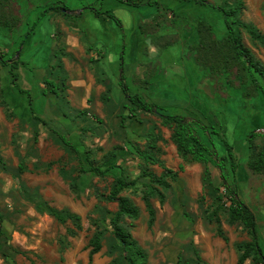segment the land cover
<instances>
[{
    "label": "rangeland",
    "instance_id": "374dc122",
    "mask_svg": "<svg viewBox=\"0 0 264 264\" xmlns=\"http://www.w3.org/2000/svg\"><path fill=\"white\" fill-rule=\"evenodd\" d=\"M46 1L48 6L59 1V3L57 2L59 5H67L73 10L85 3L84 0H30L37 8L34 7L32 12L23 18L25 23L20 28L8 31L0 26L1 49L7 44V41L15 42L18 47L21 46L23 37L33 27L42 11L47 8ZM115 1L120 3L121 0ZM115 1L105 0V2L102 1V4L104 8H110L113 7ZM152 1L155 2L153 7L142 5L119 8L115 11V15L121 20L123 26L116 23L113 26L114 29L108 33L115 36L118 31L120 43L126 46V60L134 52L135 55H138L136 56L138 62L144 61L138 70L130 72V78L127 76L131 92L141 93L148 101L161 106L159 98L163 97L158 95L159 98H152L159 83L150 81V77L155 72L163 73L166 70L171 78L167 77L164 91L169 95L165 92L161 94L173 99L171 104H165L168 107L163 111L181 114L173 109L181 110L180 107H184L185 104L174 99H187L186 95H190L193 88L191 84L187 85L182 82L181 85V81L173 79L176 74L168 65L172 62L170 61L172 58H165L163 52L167 50V54L176 53L177 51L172 48L177 45L182 47V43H180L182 34L187 35L185 41L188 45L190 42L188 36L192 32L198 33L199 21L211 23L213 37L217 40L223 39L222 35L226 32H224L226 24L222 19L224 14L219 8L201 4L197 0ZM157 1L161 5L158 13L153 16L144 15L147 9L157 8ZM17 2L11 0L10 6L14 11L19 12V0ZM40 2L41 4H39ZM216 2L227 9L242 3L243 8L238 14L239 18L245 23L255 25L264 33V0H216ZM22 6L25 14L27 5L22 4ZM68 12L71 15L78 14V11ZM147 16L149 18H146ZM69 19L71 18L64 12H59L55 16L46 14L35 26L32 34L25 38L24 55L31 54V56L22 57V59L35 67L29 66L33 68V71L27 67V69L19 70L17 86L25 87L33 84L35 81L31 76L43 74L44 70L37 69L36 66L43 68L46 58L50 57V61L52 60L53 63H60L62 53H65L64 49H68L64 33L65 28L68 29L71 25ZM96 24V27L99 28V24ZM189 29H193V31ZM239 31L244 44L264 65V47L255 46L245 29L239 27ZM142 32L148 35L154 33L155 38L150 36L146 39L144 51H140L139 47L132 50L137 39L139 44L145 42L141 39ZM54 33L57 34V40H55L57 42L56 48L52 51L54 44L52 34ZM197 44L198 42L189 44L187 51L178 52L183 53V60L190 59L189 54L191 53L195 54V58L197 57ZM152 46H155L158 52L153 53ZM117 51L116 48L112 51L116 53L113 55L114 59L121 57V54L117 55ZM120 52L122 53V50ZM87 53L85 56L76 54L71 56L69 59L73 66L68 71H64L61 65L55 64V68L51 69L49 74L42 75L56 84L50 88L58 92L60 107L64 108L65 112H69V116L67 112L65 114L67 118L60 119L58 115L56 118L51 116L49 101L39 95L34 98L29 91L34 99L33 108L37 113L40 112L41 115L51 117L50 119L39 117L40 120L34 119L30 122L14 119L15 125L11 124L13 120L11 121L9 118L8 120L5 119L6 117L3 120L0 119V156L6 162V169L0 168V210L5 218L4 222L0 224V264H88L91 249L89 241L94 233L99 231L104 235L103 250H100V253L102 252L101 260L118 259L121 264H128L123 259L124 253L110 227L112 212L117 210V204L107 200L115 175L119 174L120 169L114 168L109 175L103 177H86L87 183L83 186V191L80 194L75 193L71 189L70 183L78 173L82 161L63 142L62 137L78 143L84 165L88 164L84 159L88 150L92 151L90 161L93 164L107 165V162L111 160L110 163L124 167L130 176L136 178L141 172V160L136 155L133 142L144 145L145 137L151 132L161 135L159 140V145L163 150L161 158L169 159L168 163L164 160L165 164L178 170L179 164L183 163L184 168L186 166V171L180 172L178 179L171 182L172 188L163 189L167 193L164 204H161L157 198L153 199L156 220L152 227L148 226L149 216L141 198V181L143 179L140 180L136 189H128L123 193L131 197L141 208L139 220L125 218L123 225L129 228L147 250L148 264H196L195 248L209 264H237L241 254L239 245L249 240L250 236L242 224L229 222L226 210H221L219 216L222 221V229L228 240L217 234V224L215 221L209 220V213L213 209L214 201L217 200L218 192L224 194L225 206L231 204L225 195L226 188L221 178L222 170L217 166L214 156H211L212 159L208 165L213 183L220 186L219 191L207 185L204 164L185 160L178 153L177 147L171 139L172 129L162 125L161 114L163 112L138 111L137 118L131 117L125 108L128 102L125 96L121 92L119 95H115L116 81H108L109 86H105V84L102 86L95 82V77L100 72L104 71L103 77L108 76L113 80H116L120 73L114 72L113 77L110 75V71L102 69L100 55L94 56L95 63H89L90 54L93 52L88 50ZM176 59L178 60V57ZM86 62L89 63L93 71L87 70ZM20 67L21 65H19ZM80 67L81 71H79ZM175 67L173 66V68ZM116 69L120 70V66L118 65ZM86 70L87 73H85ZM15 71L17 72V69ZM9 73L8 69L6 74ZM52 76L53 78H51ZM54 77L58 78L60 83H62L61 80L63 81L64 85L60 86L62 89L54 87L60 85L58 82L55 83ZM209 77L214 83L218 99L211 102V109L215 111L209 109L211 111L206 113L205 118L198 116V119L207 126L206 132L201 129L199 132L202 131L201 134L205 139L213 140L215 149L220 156L228 154L225 140L234 146L235 163L238 165L236 173L229 174L228 171L225 173L230 176L229 181L232 186L236 185L238 188L239 196L255 213L259 242L264 251V172L257 173L249 168L250 148L249 139H247L248 135L256 130L261 134L254 139V147L259 148L264 145V138H262V134L264 135V93L261 90L256 91L252 87L253 85L249 86L250 81L238 74L236 64L228 69H221L219 72L211 73L209 70ZM79 79H82L87 85H92H89L91 89L88 92L85 93L83 88L72 87L70 89L69 86L73 85L71 82H78ZM65 84L75 95L71 97L73 103L69 92L64 91ZM28 89L34 91V88L28 87ZM102 90L105 91L103 100L99 98V93ZM195 91L197 93V89ZM246 93H249L250 96H247ZM106 94L111 98L106 100ZM19 97L26 98L28 101L26 94L19 93ZM82 99L87 103V106L90 105L88 108L92 114L88 116L77 114L78 110L73 106L83 107ZM45 108L48 111L44 110ZM219 111H223V113ZM221 114L223 120L220 117ZM124 116L126 117L125 124H122ZM45 122L48 124L45 125ZM53 131H56L57 135H52ZM214 131H217V134ZM15 132H18L19 136H13L14 143H12L11 134ZM16 140L19 142L17 143ZM15 144L16 146H13ZM21 164L25 171L20 170ZM153 169L161 171L158 166ZM84 178L85 176L81 181H84ZM41 199L55 207L68 208L80 214L82 230L78 231L76 235L70 234L68 231L73 228V224L59 223L44 208L38 207L37 203ZM179 258L182 261H179ZM245 264H252V262L247 260Z\"/></svg>",
    "mask_w": 264,
    "mask_h": 264
},
{
    "label": "trees",
    "instance_id": "16d2710c",
    "mask_svg": "<svg viewBox=\"0 0 264 264\" xmlns=\"http://www.w3.org/2000/svg\"><path fill=\"white\" fill-rule=\"evenodd\" d=\"M129 6H141L143 4L151 5L154 1L151 0H121ZM201 4H205L207 0H197ZM145 2V3H143ZM11 0H0V26L5 27L9 30L17 28L21 23V15L16 12L10 6ZM211 5H213L211 3ZM222 10L225 17L227 35L223 39L217 40L213 37V28L211 24L206 21H199L198 33L199 41L197 44V57L196 60L209 68L210 72L221 71V69H228L232 65L238 66V74L246 77L250 81V85L259 91L264 93V65L260 60L256 58L252 50L244 44L243 37L239 31V27L245 29L250 35L252 42L255 46L264 47V33L260 31L255 25L245 23L239 18V13L243 8L242 3H238L237 6H233L230 9L223 7L222 5L216 6ZM85 9H90L98 17L114 19L119 25L122 24L121 20L111 11L102 10L94 6H85ZM51 10L64 12L68 14V11L74 12L73 9L67 5H59L54 3L47 6L44 11L39 15L37 20L34 22L33 27L26 33L21 44L24 42L27 36L31 35L35 26H37L41 19L44 18ZM125 45L123 47L120 57V75L118 77V83L121 89V93L125 96L128 101L125 108L129 111L130 116L137 118L136 113L138 111H144L148 113H157L158 111L163 112L162 125L172 129L171 139L177 147L178 153L181 157L188 161L202 163L205 166L204 176L207 185H210L214 190L219 191L220 186L213 183L211 177L209 163L211 162V156H214L217 166L222 170L221 178L223 185L226 188V196L231 204L225 206L223 201L224 194H217V200L214 201L213 209L209 213V220L215 221L217 224V234L228 240L222 229V221L219 213L221 210L227 211L228 220L230 223H240L244 228L247 229L250 239L241 243L239 248L241 254L238 258L237 264H245L247 260H251L252 264H264V251L260 245L258 231H257V219L253 210L242 200L239 196L238 188L236 185L232 186L229 181V174H235L237 163H235L234 146L229 144L225 140V145L228 149L227 155L220 156L215 149V144L211 138L205 139L201 132L207 131V126L202 123L199 119L186 116L180 113H165L163 108L155 102H150L141 93H132L130 86L127 82V75L125 69ZM18 51L9 58L5 59L0 53V62L3 65L10 66V74L12 76L13 84H16L18 79V73L15 69L22 63L21 59L16 58ZM105 74V72H102ZM102 73L96 75V79L99 83L109 86L108 76L103 77ZM55 87V86H54ZM22 93H28L19 87ZM54 92L57 91L54 89ZM250 96L249 93H246ZM30 96V95H29ZM111 96H105V99H110ZM126 117L122 118V124H125ZM140 122V121H139ZM202 130L199 132V130ZM217 134V131H214ZM256 130L252 131L248 135L249 148H250V159L248 166L251 170L257 173L264 172V145L262 147H254L253 141L259 137ZM63 142L69 146L82 161L79 166L78 173L73 177L70 183L71 189L80 194L83 191V186L86 185V177L92 176H106L109 175L112 169L119 168V174L115 175L110 193L107 195L109 202L117 204V210L112 212L110 219V227L113 235L118 241V245L121 247L123 259L128 264H148L149 255L147 250L141 246L138 240L134 237L133 233L123 225L125 218L132 220H138L141 215V208L134 202V200L124 195L123 193L128 189H136L138 183L141 181V198L144 202L146 211L148 213V226L152 227L156 220V208L153 204V199L157 198L160 203H164L166 200V194L163 189H169L172 186V181H176L179 177V173L184 170V165L181 164L178 170H174L168 167L164 160L161 158L163 154L162 147L159 145L161 135L155 132H151L145 137V146L142 143L133 142V147L136 150V155L141 160V172L133 178L128 174L126 169L115 163H110L109 160L106 164L96 165L90 161V155L92 151H86L85 160L87 165H84L82 159L81 150L66 137H62ZM262 138L264 135L262 134ZM111 156V155H110ZM158 166L161 171H155L153 167ZM0 168L6 169L5 159L0 156ZM21 171H25V168L21 164L19 167ZM84 178V181L81 179ZM38 207L44 208L49 215H51L56 221L62 224L72 223L73 228L69 229V233L76 235L78 231L82 230V216L77 212H74L68 208H58L49 204L46 200L41 199L37 203ZM5 220L3 213L0 210V224ZM133 226V225H132ZM1 232V230H0ZM103 233L101 231L94 233L89 241V264L92 262L93 256L98 253L103 246ZM195 254L197 257L196 264H209L204 260L198 249L195 248ZM179 261H182L179 258ZM108 264H121L118 259H113Z\"/></svg>",
    "mask_w": 264,
    "mask_h": 264
},
{
    "label": "crops",
    "instance_id": "0c3cea01",
    "mask_svg": "<svg viewBox=\"0 0 264 264\" xmlns=\"http://www.w3.org/2000/svg\"><path fill=\"white\" fill-rule=\"evenodd\" d=\"M102 1L105 2V0H89V1H85L84 0L85 3L79 5L78 7H75V9H74V12L78 11V14H76V15L72 14L71 15V13H69V12H68L69 14H65L66 16L71 18V19H69L70 20L69 22H70L71 25H70V27L68 29L65 28L66 31L64 33L68 49H64L65 53H62V57L60 58V63H57V64L55 62L53 63L52 60L50 61V57H49V59L46 58L44 60L43 68L36 66L37 69L41 68V69L44 70L43 74H49V71L51 69H54L55 68V64H56L57 66L61 65V68H63L64 71H68V70H70V67L73 66L71 64V62H70L71 56L73 57L74 54L82 55V56L84 55L85 56V55L88 54L87 51L90 50L93 53L90 54L91 57H90L89 63H95L96 60H94L95 59L94 56L95 55H100V57L102 59L101 60V64H102L101 68L102 69L105 68L107 71H110L111 72L110 75L113 76V77H114V74H113L114 72H116V73L119 72L120 73V70L116 69V67H118V65H119L120 58L114 59L113 55H116V53L112 52V51H114V48H116L118 50L117 51V53H118L117 55H120L121 54L120 50H123L124 44L120 43V37H119L118 31L116 32L115 36L114 35H110L108 33V32H111V30L114 29L113 26H115L114 24H116L117 22L114 19H111V18H106L105 19L103 17H98L90 9H85V6L91 5V6H94L96 8H101L103 11L104 10H109V11H111L114 14L116 13L115 11H117L121 7H125L126 8V7H135V6H129L125 2L120 1V3H119L118 0H117L118 2H116L114 0L115 1L114 2L115 6L113 5V7L104 8V5L102 4ZM184 1H186V0H184ZM220 1H222V0H220ZM15 2H17V0H15ZM57 2L59 3V1H56V3ZM211 3L213 5H211ZM17 4H18V2H17ZM22 4H26L27 5L26 6L27 9H26V13L25 14L23 13L24 9H23ZM39 4H41V2ZM45 5L46 6L49 5V4H47V1L45 2ZM121 5H125V6H121ZM153 5L154 4H151V5L143 4V6H148V7H153ZM156 5H157V8L154 7V9H147V11L144 12V15L145 14L146 15L150 14V16H153L156 13H158L159 8H160L161 5L158 3V1H157ZM204 5L216 7L219 4L216 2V0H207V2ZM18 7H19V14L21 15V18H22L21 23L18 26L20 28V26H22L25 23L23 18L28 13H31L32 10L34 9V7L37 8V6L33 5V3L30 2V0H19ZM80 7L82 8L81 10H80ZM37 12H35V14H37ZM48 14L50 16H55L56 14H59V12L51 10ZM146 18H149V16H147ZM222 19H224V21H225V17L224 16H222ZM96 23L99 24V28L96 27V25H97ZM209 24H211V23H209ZM117 25H119V24L117 23ZM119 26L122 27L123 23L121 25H119ZM3 28H5V27H3ZM7 30L11 31L9 29H7ZM189 30L193 31V29H189ZM225 31L226 30H224V32ZM154 35H155L154 33H149V35H148L147 33L142 32L141 33V39L145 40V42L139 44L138 43V39H137L135 41V45L133 46L132 50H134L135 48L139 47L140 51H144L145 47H146V42H147L146 39L148 37H150V36L155 38ZM226 35H227V31L225 33H223L222 37H225ZM186 36L187 35H184V34L180 35V43H182V47L177 45V46H175V48H172V49L177 51L176 53L167 54V50H165L163 52V54L165 53L164 54L165 58H169V57L172 58V60H170L172 62L169 63L168 65L171 66L172 70L176 74L173 79L176 80V81H181L180 82L181 85L183 84L182 82H184V84L186 83L187 85L191 84V86L193 88V92L190 95H186L187 99H185V100L178 99V98L174 99V100H177L178 102H181V104H185V105H184V107H180L181 110H177L176 108H174L173 110H175V112H181V114H183V115L190 116V117H193V118H196V119H198L199 115L202 116L203 118H205V116L207 115L206 113L210 112L212 110L211 109V102L212 101L214 102V101H216L218 99V96H217L218 94L215 91L214 83H213L212 79L209 77V69H207V67H205L204 65H202L201 63H199L196 60L195 54L191 53V54H189L190 59L183 60V56H184L183 53H178L179 51H182V52L183 51L184 52L187 51L189 49L188 48L189 44H196L199 41L198 33L197 32L196 33L192 32V34L188 36L190 42H188L189 44L187 45V41H185L186 38H187ZM52 37L54 39V44L52 45L53 46L52 47V51H53L56 48L55 46H56V42L57 41L55 42V40H57V34L56 33L52 34ZM141 39H139V40H141ZM25 43L26 42L22 43L21 46L18 47V46H16L15 42L7 41V44L2 49L0 48V53L2 54V56L5 59H9L14 54V52L17 51V49L19 48V51H18V53L16 55V58L18 57V59H21V61H22V63L20 64L22 68L21 67L20 68L18 67L19 69L17 68V72H18L19 76H20L19 70L21 71L22 69H27L28 68V69H32L30 71H33V68H30L29 66L35 67L33 64L30 65L29 62L26 61L27 62L26 63L22 59V57L26 58V57H30L31 56V54H29L28 56L24 55ZM137 45H140V46H137ZM171 47H173V46H171ZM125 51H126V47H125ZM151 51L153 53L154 52H158V50L155 48V46H152V50ZM141 53L144 54L143 52H141ZM130 56L131 57H127V60L125 59V69H124V71H125V73H126V75L128 77L130 76V72L133 73L136 70H138L139 67L144 62V61H139L138 62L137 59H136V56H138V55H135L134 52L131 53ZM176 57H178V60L176 59ZM71 61L73 62V60H71ZM89 63L86 62V64H85L86 67H87V70L88 71H93V69H92V67H90ZM173 66H176V67L173 68ZM8 69L10 71V66L9 65H3L0 62V103H1V106H0L1 117H0V119L1 120H3L5 117H6L5 119H7V120L9 118V119H11V121L13 120L11 124L15 125L14 119H18L19 121H21V120L22 121H27V122H30V121H32L34 119L40 120V119H38L39 117L40 118L41 117H45V118H47V120L50 119L51 117L49 118L46 115H41L40 112L39 113L36 112V110L32 106V103H33L34 99L32 98L31 94L33 95L34 98H36L38 95L39 96H44L45 99L49 101V104H50L49 113H50L51 116H54L56 118V115H58V118H60V119L65 118L66 117L65 114H67V113H68V116H69V112L66 111L67 112L66 113L65 109L60 107V105H59L60 104L59 103L60 100H58V97H59L58 96L59 95L58 92L56 93V92H54L53 89L50 88L53 85H56V84H54V81H51V79L42 76L43 74L42 75L39 74L38 76L33 75V76H31L34 79V81H35L33 84L25 86L26 88L25 87H20L19 85L17 86L15 84H13L12 76H11L10 73L6 74ZM87 70L85 71V73H87ZM79 71H81V67H80ZM167 77L171 78V77H169V72L166 71V70L163 73L155 72L150 77V81L159 83L157 85V91L155 90L156 92L153 94L154 96H152V98L153 99H154V97L159 98L158 95L163 97V98H159L160 99V103H161V107L163 109H167L168 106H166L165 104H171L170 102L173 99V98H169L165 94H164V96H163V94H161V93L165 92L164 91V87L167 85V83H166L167 80H168ZM51 78H53V76ZM53 80H55V83L58 82V78L57 79L55 78ZM111 81H113V82L116 81V85H114V87H115V95L116 94L119 95L120 92H121V89H120V86H119V83H118V78L116 77V80L110 79V82ZM61 82L63 83L62 80H61ZM95 82L98 83L99 85L103 86L102 83H99L97 81L96 77H95ZM18 83L19 82L16 80V84H18ZM62 83L58 82V84H60V85L57 86V87L55 86V88H59L60 89L61 88L60 86L64 85ZM71 84H73V85L69 86L70 89L72 87L73 88H83L85 90V93H86V91L88 92V90L91 89V87H89V85L92 86L91 84L87 85V83L82 81V79H79L78 82H73V83L71 82ZM65 86H66V88H65L64 91H68L69 92V96L71 98L72 95H74V94L67 87V84H65ZM105 86H107V85H105ZM19 87L24 89V90H27L28 92L30 91L31 94L30 93L29 94L28 93H22L19 90ZM28 87L34 88V91L32 92L31 89L30 90L28 89ZM161 88L163 90H159ZM15 89H16V91H15ZM195 89H197V93H196ZM103 91L104 90H102L99 93V98L102 99V100L104 99L103 95L105 94V91H104V93H103ZM16 92L22 93L23 95L26 94V96L28 98V101H26V98H24V99L20 98L19 97V93L15 94ZM166 94L169 95L168 93H166ZM112 98H114V97H112ZM71 101H72V98H71ZM71 101H69V102L71 103ZM78 101H80V99H78ZM222 102H223V104H225L224 101H222ZM222 102H221V104H222ZM72 103H73V101H72ZM82 104H83V107H81L79 105L73 106V108L78 110L79 113L77 112V114L84 115V116H88L89 114H92V112L88 108L90 105L87 106V103H85V101H83V99H82ZM209 109H211V110H209ZM44 110L48 111V109H46V108ZM212 111H215V110H212ZM219 112L223 113V111H219ZM165 113H169V112H165ZM171 113H173V112H171ZM173 114H176V113H173ZM92 117L94 118V115H92ZM220 117L222 118V120L224 119L222 114L220 115ZM68 118L71 120L70 117H68ZM95 119H97V118L95 117ZM98 120H100V119L98 118ZM71 122H72V120H71ZM44 124L47 125L48 123L45 122ZM53 132H51L52 135H54V136L57 135L56 131H53ZM15 135L19 136L18 132H15V133L11 134L12 143H14L13 142L14 141L13 140V136H15ZM18 142L19 141H17V143ZM73 143L79 148V145H78L77 142H73ZM13 146H16V144L13 145ZM164 160L167 163L169 162V159L167 157H164ZM181 164H183V163H180L179 166ZM171 168H173V167H171ZM185 168H186V166H185ZM185 168H184V170L181 173H184L186 171ZM174 170H176V169H174ZM89 176L92 177V175H88L87 178ZM172 186H173V184H172ZM172 186L170 188H172ZM165 194L167 195V193H165ZM164 203H161V204H164ZM134 237L138 240V238L135 235H134ZM138 242H139V240H138ZM139 244H140V242H139ZM98 253H96L93 256L91 264H101V263L105 264V262L109 263L111 261L110 258H106L104 260H101L102 252L100 253V251H99ZM65 257H67V255H65ZM67 263H69V262H67Z\"/></svg>",
    "mask_w": 264,
    "mask_h": 264
}]
</instances>
